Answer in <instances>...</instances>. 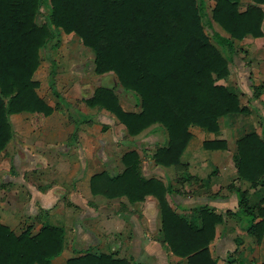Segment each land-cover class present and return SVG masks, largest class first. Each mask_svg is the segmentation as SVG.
<instances>
[{"label":"trees","instance_id":"16d2710c","mask_svg":"<svg viewBox=\"0 0 264 264\" xmlns=\"http://www.w3.org/2000/svg\"><path fill=\"white\" fill-rule=\"evenodd\" d=\"M239 2L215 0L210 10L211 19L228 34L223 36L214 29L211 34L205 32L209 20L201 0H0V151L11 137L9 113L47 115L53 109L38 94L33 73L43 48L54 41L58 30L75 34L81 44L90 47L93 71H111L123 90L138 97L140 109L123 110L113 88L103 86L95 88L86 103L114 113L130 135L158 123L166 130L167 142L156 147L154 161L165 166L179 163L191 126L217 131L220 116L247 109L239 105L235 92L218 82L228 74L227 63L236 51L234 40L247 34L262 35L264 0H251L243 10ZM40 15L43 20L38 22ZM50 63L53 67V61ZM53 73L51 68L50 75ZM260 87L252 86L255 96ZM218 141L211 142L216 146ZM235 144L238 176L264 186V135L248 132ZM122 162L120 174L94 175L92 191L93 179L98 177L106 196L125 194L130 201L146 194L156 196L162 241L173 254L185 257L186 264H216L208 244L215 224L225 214H236L257 243L264 235V194L250 204L247 191L230 184L237 196L234 212L216 213L202 206L189 218L170 207L165 197L171 190L168 184L140 174L137 150L126 151ZM61 235L57 225L43 224L35 232L26 226L16 233L0 222V264H51V258L62 249ZM66 264L132 263L86 252L69 258Z\"/></svg>","mask_w":264,"mask_h":264},{"label":"crops","instance_id":"0c3cea01","mask_svg":"<svg viewBox=\"0 0 264 264\" xmlns=\"http://www.w3.org/2000/svg\"><path fill=\"white\" fill-rule=\"evenodd\" d=\"M201 1L209 20L205 32L211 34L214 29L228 36L210 17L215 0ZM247 3L252 2L240 0V10ZM65 34L80 42L75 34ZM234 43L236 51L227 63L228 74L218 82L235 92L239 105L247 109L220 116L217 131L191 126L179 163L166 166L152 156L156 147L167 142L161 125L154 123L130 135L114 113L86 103L95 88L103 86L113 88L123 110L140 109L139 99L124 92L111 71H93L90 47H44L33 78L39 83L38 94L53 109L47 115L30 111L8 114L11 137L0 151V222L16 233L26 226L32 232L43 224L61 227L62 249L51 258V264H66L69 258L86 252L126 258L132 264H186L185 257L173 254L162 241L156 196L146 194L136 201L125 194L106 196L98 177L93 179L94 191L91 180L101 172L120 174L124 170L122 156L135 149L140 174L170 186L165 197L177 213L191 218L202 206L216 213L234 212L237 196L230 184L246 190L250 204L257 203L264 186L238 176L233 155L241 135L252 131L264 135V19L262 35L247 34ZM252 86H261L257 96ZM215 140L221 142L214 146L211 141ZM208 249L216 264H264V235L257 243L236 214H225L215 224Z\"/></svg>","mask_w":264,"mask_h":264},{"label":"rangeland","instance_id":"374dc122","mask_svg":"<svg viewBox=\"0 0 264 264\" xmlns=\"http://www.w3.org/2000/svg\"><path fill=\"white\" fill-rule=\"evenodd\" d=\"M42 11L44 12L45 10L42 9ZM204 11H205V9H204ZM42 20H43V16L40 15V18H38L37 21L41 22ZM54 33H55V36H54L55 38L53 39L54 41L49 42L47 46H49V44H81L80 42L77 41V39L74 35L65 34V33L60 32L58 30H55ZM82 47L84 48L85 51L87 50V48H85L84 46H82ZM81 48H79V50ZM47 53H48V51H47ZM124 92H127L128 94L133 95L134 98L138 101V97L134 93L129 92V91H124ZM40 219H41V217H40Z\"/></svg>","mask_w":264,"mask_h":264}]
</instances>
